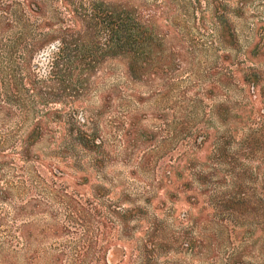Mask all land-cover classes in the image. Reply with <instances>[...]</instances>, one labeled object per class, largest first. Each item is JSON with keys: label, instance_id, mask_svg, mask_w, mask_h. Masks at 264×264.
Returning <instances> with one entry per match:
<instances>
[{"label": "rangeland", "instance_id": "rangeland-1", "mask_svg": "<svg viewBox=\"0 0 264 264\" xmlns=\"http://www.w3.org/2000/svg\"><path fill=\"white\" fill-rule=\"evenodd\" d=\"M177 1L179 6L164 7L158 29L171 35L164 55L176 60L163 78L148 84L133 81L120 62H110L92 78L88 96L74 111L49 117L45 113L62 109L49 104L22 121L27 127L41 118L51 130L30 149L35 163H22L9 146L0 149V188L8 190L0 214L11 215L10 205L27 204L31 197L40 204L36 216L2 220L0 264H23L25 253L9 237L23 220H33L41 229L65 224L57 189L73 184L79 185L77 198L86 203L101 188L96 202L136 212L128 216L127 227L99 225L92 216L83 223L72 216V233L65 239L40 238L29 248V253L35 247L44 250L38 264L61 256L50 251L54 246L71 247L68 260L83 252L82 243L67 241L74 239H84L110 264H141L144 241L147 264H264L261 223L253 214L243 222L234 219L223 203L231 196V172L245 177L247 197L264 199L258 164L231 156L249 126L264 114V0ZM220 20L233 35L230 45L221 39ZM85 117H92L99 130L102 146L97 151L82 154L75 149L69 154L53 143L60 123L76 128ZM17 122L9 120L8 128L14 131ZM34 166L43 169L46 180L51 178L46 169L53 168L64 179L35 186Z\"/></svg>", "mask_w": 264, "mask_h": 264}, {"label": "trees", "instance_id": "trees-1", "mask_svg": "<svg viewBox=\"0 0 264 264\" xmlns=\"http://www.w3.org/2000/svg\"><path fill=\"white\" fill-rule=\"evenodd\" d=\"M168 4L179 6V1L0 0V149L9 146L22 163H35L37 158L30 156V149L51 130L41 118L27 127L22 121L27 120L30 114L36 115L34 111L37 108L49 104L62 107L61 110L45 113L49 117H57L66 110L74 111L75 106L88 96L94 84L92 78L104 71L110 62H120L125 67L127 77L133 81L148 84L151 80L163 78L167 73L165 69L176 62L164 55V46L172 38L171 35L158 30L162 27L164 7ZM216 9L217 14L222 15L223 11ZM218 26L222 41L230 45L233 35L229 33L226 22L220 20ZM12 119L21 121L17 122L14 131L8 128ZM59 127L58 138L51 139H54V144H62L61 147L69 154L75 149L82 154L94 153L102 146L92 117H85L82 123H76V128H69V123H60ZM249 127L241 143L231 150V156L236 159L243 157L248 162L258 164L257 169L262 170L259 175L260 190L264 194V114H260ZM8 164L14 166L11 162ZM46 171L51 177L47 180L41 175L43 169L32 168L33 178H37L35 186L54 184L52 181L64 179L63 172L58 168ZM31 172L28 169L29 175ZM244 183L247 182L242 174L231 172V196L223 203L236 220L243 222L245 215L253 214L254 221L261 223L264 236V199H256L255 195L247 197L243 191ZM77 187L78 184L71 187L62 185L57 189L62 196L58 198V205L66 213L63 226L41 229L36 222L26 219L15 228L14 235H9L13 240L10 244L16 243L19 250L25 253L23 264L39 263V253L44 250L40 247H35L30 253L28 250L40 238L50 237L56 241L69 236L72 233L70 219H75L72 216L82 218L83 223H86L84 217L92 216L98 219L99 225L119 224L120 227H127L128 216L136 212L116 206L104 207L96 202V198H101V188L93 191L95 198L92 203L87 201L88 207L85 200L77 198L80 196ZM6 195L8 190L0 188V203L6 202ZM29 201L18 206L10 205L12 214H0V223L4 218L16 221L40 213V204L33 197ZM101 217L106 220L105 223L100 221ZM80 227L83 228V225ZM87 230L86 236H89L90 226ZM67 241L73 245L82 243L86 249L68 260L72 248L54 246L50 251H57L61 256L48 258L46 264H110L106 261L103 263L99 250H91L84 239ZM147 249L148 242L144 241V261L141 264H147Z\"/></svg>", "mask_w": 264, "mask_h": 264}]
</instances>
